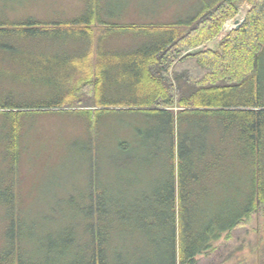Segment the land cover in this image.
<instances>
[{
  "label": "rangeland",
  "instance_id": "rangeland-1",
  "mask_svg": "<svg viewBox=\"0 0 264 264\" xmlns=\"http://www.w3.org/2000/svg\"><path fill=\"white\" fill-rule=\"evenodd\" d=\"M216 2L101 0V16L122 24L183 22L202 11L204 6ZM88 3V0H0V22L37 20L43 23L37 26L46 29V22L83 16ZM249 8V4L242 6L238 15L224 24L221 36L204 47L218 49L221 39L236 27L235 19H243ZM24 37L17 34L0 36V104L55 102L72 87L71 83L80 77V72L94 63V60H83L87 46L49 43L43 37ZM110 40L114 46L103 47V50L114 55L130 48L132 43L130 36H116ZM260 75L264 85V49ZM82 94L86 98L84 107L89 108L94 99L86 91ZM111 95V99L126 98L115 90ZM1 110L0 264L90 263L93 248L85 234L89 225L82 226L81 210L90 206L93 180L91 151L100 154L99 170L103 177L98 181L100 185L104 183V199L110 201L114 211L110 218L118 220L119 210L113 209L114 206H119L124 215L140 206L145 197L154 199L157 196L161 202L171 205L172 209L166 211V216L171 218L173 213L178 238L181 225L185 228L189 221L205 224L215 217L224 218L249 193V178L240 160L241 146L234 140L204 135L200 140L195 135L189 138L187 131L182 132L180 143L184 149L182 171L177 151V161L172 162L168 157L157 159L155 164L165 174L154 179L161 184L155 183L149 191L138 184L140 179L124 178L131 168L130 157L119 149L118 144L123 141L127 124L136 120L127 113L101 117L102 125H108L107 135L102 129L87 134L85 119L88 117L83 113L38 111L23 124L20 159L14 163L7 152L9 126ZM190 146L196 154L202 151L200 146L205 149L207 155L206 158L201 157L199 170L206 172L196 174L189 170L191 159L185 150ZM137 150L140 151V147ZM146 158L150 159L149 156ZM173 165L176 166V174L171 176ZM135 168H142L140 162L135 164ZM195 224L196 228L191 227L196 231L200 227ZM248 227L249 232L243 242L236 243L224 264H264L262 218L254 214ZM149 231L145 230L146 234L140 235L134 227L111 222L110 233L106 234L107 261L111 264L162 261V251L164 248L168 251L171 246V229ZM227 236V232L223 233L213 245L224 244ZM150 238L156 239L157 245ZM164 238L165 245L162 244Z\"/></svg>",
  "mask_w": 264,
  "mask_h": 264
},
{
  "label": "trees",
  "instance_id": "trees-1",
  "mask_svg": "<svg viewBox=\"0 0 264 264\" xmlns=\"http://www.w3.org/2000/svg\"><path fill=\"white\" fill-rule=\"evenodd\" d=\"M88 1L83 16L46 22V29L37 26L43 25L37 20L0 22L2 37L17 34L43 37L49 43L81 44L87 46L83 60H94L55 102L0 104L1 114L9 126L8 156L18 163L23 124L38 111L83 113L88 117L85 119L87 134L100 129L107 133L108 125L104 127L101 122L103 115L127 113L136 120L127 124L123 141L118 144L119 149L130 157L131 168L124 178L140 179L138 184L149 191L155 183L161 184L154 179L165 174L155 164L157 159L168 157L174 162L178 151L180 170H183L184 149L180 146L183 131L188 132L189 138L195 135L199 140L203 135L234 140L242 148L240 160L249 178V193L224 218L215 217L205 224L189 221L185 228L180 226L178 238L173 213L171 218L166 216V211L172 207L157 196L154 199L145 197L140 206L124 215L119 206H114L113 209L119 210V221L110 218L114 211L110 201L104 199L103 188L106 187L98 181L103 177L99 170L100 154L96 155L94 151L90 155L93 178L90 206L81 210L82 226L89 225L85 234L93 248L88 264H111L107 261L105 248L111 222L134 227L140 235L145 230L159 231L170 227V249L164 248L160 255L162 261L149 264H224L236 243L243 242L249 232L248 222L254 214L262 218L264 225V85L260 75L264 49V0H217L215 4L204 6L188 21L127 24L104 19L101 0ZM245 4L250 8L242 25L227 33L218 49L204 47L221 36L224 24L235 18ZM116 36H130V48L116 55L108 54L103 47L114 46L109 41ZM113 90L126 98L111 99ZM85 91L94 99L89 108L83 104L86 98L82 93ZM122 93L126 95L122 96ZM200 147L199 154L193 147L185 150L191 159L189 170L196 174L206 172L199 170L201 157L207 155ZM139 162L142 168L137 169L135 164ZM175 169L173 165L171 176L176 174ZM195 223L200 227L196 231L191 227L196 228ZM225 232L227 242L214 246L213 242ZM152 238L149 240L157 245L156 239ZM162 244H166V238ZM261 251L264 260V242Z\"/></svg>",
  "mask_w": 264,
  "mask_h": 264
},
{
  "label": "water",
  "instance_id": "water-1",
  "mask_svg": "<svg viewBox=\"0 0 264 264\" xmlns=\"http://www.w3.org/2000/svg\"><path fill=\"white\" fill-rule=\"evenodd\" d=\"M246 18L247 16L245 15L243 19H235V24H236L235 28L238 29L242 25V23L245 21Z\"/></svg>",
  "mask_w": 264,
  "mask_h": 264
}]
</instances>
